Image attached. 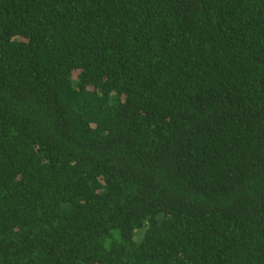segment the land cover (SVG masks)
<instances>
[{"label":"trees","instance_id":"16d2710c","mask_svg":"<svg viewBox=\"0 0 264 264\" xmlns=\"http://www.w3.org/2000/svg\"><path fill=\"white\" fill-rule=\"evenodd\" d=\"M0 264H264V0H0Z\"/></svg>","mask_w":264,"mask_h":264}]
</instances>
